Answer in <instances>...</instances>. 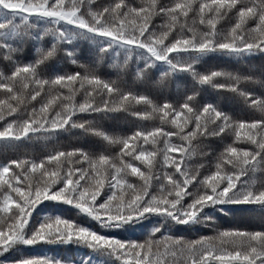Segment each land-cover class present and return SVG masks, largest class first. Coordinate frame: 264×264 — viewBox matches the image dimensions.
Listing matches in <instances>:
<instances>
[{
  "label": "snow or ice",
  "instance_id": "6c2138e0",
  "mask_svg": "<svg viewBox=\"0 0 264 264\" xmlns=\"http://www.w3.org/2000/svg\"><path fill=\"white\" fill-rule=\"evenodd\" d=\"M254 57L264 0H0V150L53 142L43 158L0 162V264H264V75L198 67ZM61 61L77 70L49 71ZM181 77L191 86L173 101L164 91ZM209 89L259 118L229 114ZM119 113L160 123L100 126ZM65 134L103 145L65 149ZM234 212L257 215L259 230L223 228ZM180 226L213 235L184 239ZM38 245L79 253L28 254Z\"/></svg>",
  "mask_w": 264,
  "mask_h": 264
},
{
  "label": "trees",
  "instance_id": "16d2710c",
  "mask_svg": "<svg viewBox=\"0 0 264 264\" xmlns=\"http://www.w3.org/2000/svg\"><path fill=\"white\" fill-rule=\"evenodd\" d=\"M103 2V0H101ZM138 3L139 0H136ZM160 21L158 20L157 23ZM224 23V22H222ZM226 26V24H225ZM78 59L88 62L90 60L89 56V46L87 44L82 46L81 55ZM201 71H207L209 69H225L229 71L239 72L243 75H252L254 77H261L264 75V61H261L259 57H254L248 61V63H237L235 60H227L224 58H206V62L202 65L198 66ZM53 68H58L62 72H74L77 70L75 65L70 63H65L63 61L53 63L49 71L51 72ZM100 73L105 76V78H115V73L108 69L106 66L100 69ZM158 75V74H157ZM180 87L177 88L176 83H173L172 86L168 89H165L164 95L169 96L175 100V98L182 94L184 91V86H191V80L188 77H181L178 81ZM241 88L246 89L248 91L254 92L257 95L260 94L261 89L258 86L252 84H241ZM140 92L148 94L153 99H159L160 91L155 87H140L138 89ZM206 98L211 100L212 102L218 104L229 114H232L238 119H252L259 118L258 113H250L246 106L241 102L240 98L235 97L232 93L223 92V93H215L213 90L209 89ZM82 99V98H81ZM115 119H105L100 122V126L110 134H122L128 132L130 129L135 130L136 125H140L144 128L150 129L152 127L159 125V120H137L133 117H129L124 113L115 114ZM231 142V138L229 141ZM58 146L71 149L77 146L84 147H97L103 145L102 141H99L97 138L88 136L81 137L76 135H62L58 142H56ZM217 151H221L223 149V145L217 144ZM53 142H48L47 146H45L44 142H32L25 143L18 151H8L4 152L0 150V162L6 159H13L18 157H27V158H43L52 148ZM238 147L241 148H250L251 146L248 144H238ZM174 155V154H173ZM199 157H197V160ZM195 164L196 161H193ZM74 211V210H70ZM220 225L223 228H240L246 230H259L260 227V219L255 214L244 213V212H234L226 216H222L219 220ZM139 229L136 233H132L130 235H139ZM175 235L183 237L184 239H197L201 236L205 235H213V233L203 227H198L194 231H185L183 226H180L178 229L174 230ZM46 254V255H64V256H75L79 253V250L74 248H56L53 246L47 245H38L35 246L34 249H30L28 254Z\"/></svg>",
  "mask_w": 264,
  "mask_h": 264
},
{
  "label": "rangeland",
  "instance_id": "374dc122",
  "mask_svg": "<svg viewBox=\"0 0 264 264\" xmlns=\"http://www.w3.org/2000/svg\"><path fill=\"white\" fill-rule=\"evenodd\" d=\"M70 249V248H69ZM75 249V248H74Z\"/></svg>",
  "mask_w": 264,
  "mask_h": 264
}]
</instances>
